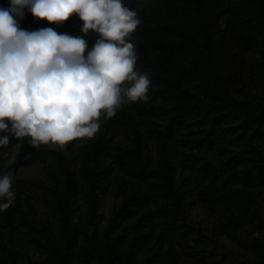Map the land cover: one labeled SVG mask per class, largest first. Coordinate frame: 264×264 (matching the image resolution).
Returning a JSON list of instances; mask_svg holds the SVG:
<instances>
[{
	"label": "rangeland",
	"instance_id": "rangeland-1",
	"mask_svg": "<svg viewBox=\"0 0 264 264\" xmlns=\"http://www.w3.org/2000/svg\"><path fill=\"white\" fill-rule=\"evenodd\" d=\"M204 1L208 15L192 0H141L137 7L158 30L130 40L135 69L169 77L150 78L147 103L128 102L122 105L127 114L121 106L111 119L102 114L94 138L64 149L36 148L30 137L9 135V145L0 147V176H15V203L0 212V264H107L111 252L127 255L125 264L264 263V179L258 171L264 149L257 152L253 178L246 179L244 165L232 164L213 185L211 170L183 156L206 153L214 161L212 153L190 150L178 136L168 142L176 150L175 183L161 177L172 99L179 90L202 91L212 69L202 51H210L219 67L218 91L235 111L247 110L251 118L264 111L258 0ZM163 4L171 7L167 16ZM246 148L231 146L223 159L250 156ZM69 172L75 190L65 219L58 199Z\"/></svg>",
	"mask_w": 264,
	"mask_h": 264
},
{
	"label": "clouds",
	"instance_id": "clouds-1",
	"mask_svg": "<svg viewBox=\"0 0 264 264\" xmlns=\"http://www.w3.org/2000/svg\"><path fill=\"white\" fill-rule=\"evenodd\" d=\"M25 9L38 20L62 24L73 15L81 31L99 35L90 51L82 36L52 28L20 27ZM140 20L123 0H10L0 8V147L30 137V143L65 146L94 138L102 114L111 119L128 102L150 99L151 81L135 69L130 36ZM15 176H0V212L15 203Z\"/></svg>",
	"mask_w": 264,
	"mask_h": 264
},
{
	"label": "trees",
	"instance_id": "trees-1",
	"mask_svg": "<svg viewBox=\"0 0 264 264\" xmlns=\"http://www.w3.org/2000/svg\"><path fill=\"white\" fill-rule=\"evenodd\" d=\"M192 1L197 9H201L202 6L206 15L210 13L204 0ZM123 2L126 7L137 12V18L140 20V25L129 39L137 40L155 35L158 29L153 28V21L143 19L142 13L137 8L141 0H123ZM258 3L261 6V14L264 18V0H258ZM9 6L10 0H0V8H8ZM161 8L163 14L167 16L171 7L163 4ZM203 21L205 24L208 23V18L203 19ZM19 24L22 29L27 31L52 28L59 34L82 36L87 41L85 56L99 39V35L92 31L88 35H84L81 31L83 21L79 19L78 15H73L62 24H55L47 20H38L25 9L24 19L19 21ZM194 35L197 36V34ZM201 53L206 64L212 69H208L209 77L206 87L202 91L179 90L172 99L169 121L164 130L163 170L161 171L163 174H161V177L169 183H175L173 176L176 174V168L173 165V160L176 158V150L172 149L168 142L181 136L184 146H188L187 148L190 150L199 148L212 153L211 156L214 157V161L206 153L202 156H193L184 151L183 156L186 160L196 164L198 169L211 170L213 172L211 181L213 185L220 184L219 181L223 178V174L229 170L232 164L244 165L247 168L245 172L246 179H251L254 177V166L259 162L256 159L257 155L260 152L262 153V149H264V111L256 113L252 118L248 115L247 110L235 111L218 91L217 80L220 71L219 67L212 62L210 51H202ZM142 73L147 74L149 79L169 80V77L167 78L159 71L153 74L151 70L147 69ZM120 111L124 115L128 112L125 106H122ZM236 145L247 146L246 154H250V156L245 155L247 157H244L241 152L224 160L223 157H225L227 150ZM191 156L194 157L193 160H190ZM258 171L259 178L263 177L264 179V166L260 167ZM86 172L91 173L88 167ZM148 174L152 178V171H149ZM92 182L95 183V180ZM74 190V176L69 172L66 177L65 189L58 199L61 213L65 219L69 217L72 211L71 199ZM126 258L127 255H117L111 252L107 264H125Z\"/></svg>",
	"mask_w": 264,
	"mask_h": 264
}]
</instances>
